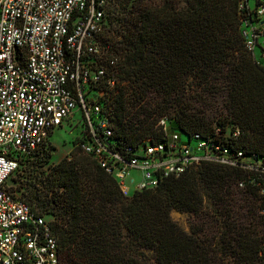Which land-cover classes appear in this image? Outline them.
I'll use <instances>...</instances> for the list:
<instances>
[{
	"label": "trees",
	"instance_id": "obj_1",
	"mask_svg": "<svg viewBox=\"0 0 264 264\" xmlns=\"http://www.w3.org/2000/svg\"><path fill=\"white\" fill-rule=\"evenodd\" d=\"M237 2L110 0L106 39L118 58L122 85L104 100V110L116 144L161 141L155 121L129 115L132 101L149 90L169 94L191 77L223 93L230 121L207 127L179 113L169 128L210 135L214 125H233L239 135L228 145L264 154V70L243 48ZM48 149L49 143L27 157ZM75 150L50 168L42 180L47 194L38 200V212L56 238L58 264H141L144 251L153 264H264L257 256L259 236L240 221L230 197L239 170L204 163L125 197L113 178ZM23 158L8 179L21 172ZM237 190L257 201L253 190ZM205 204L214 218L212 234L185 233L170 219L173 211L196 215Z\"/></svg>",
	"mask_w": 264,
	"mask_h": 264
},
{
	"label": "built area",
	"instance_id": "obj_2",
	"mask_svg": "<svg viewBox=\"0 0 264 264\" xmlns=\"http://www.w3.org/2000/svg\"><path fill=\"white\" fill-rule=\"evenodd\" d=\"M248 1L237 2L239 33L264 70V0H252V8ZM109 2L0 0V264H58L49 220L5 183L21 158L46 148L52 130L75 108L83 131L74 147L113 178L125 197L204 163L239 170L236 188L256 195L257 256L264 259V154L228 145L238 127L214 125L210 135L186 134L161 119V141L118 145L111 139L104 100L115 92L119 74L106 39Z\"/></svg>",
	"mask_w": 264,
	"mask_h": 264
},
{
	"label": "rangeland",
	"instance_id": "obj_3",
	"mask_svg": "<svg viewBox=\"0 0 264 264\" xmlns=\"http://www.w3.org/2000/svg\"><path fill=\"white\" fill-rule=\"evenodd\" d=\"M159 2V0H152ZM249 8L253 7V1H248ZM114 23V21H113ZM108 27H111L108 25ZM114 30V28H110ZM115 39H119L116 37ZM257 56V49L254 51ZM118 88L122 85L119 80ZM130 92V91H129ZM133 99L132 109L129 115L137 119H148L155 121L166 120L168 126L173 125L175 114L185 113L199 118L206 123L207 127L212 126L217 121H230L227 115L226 102L223 93L220 90L211 89L198 85L197 81L191 77L185 78L174 91L169 94L146 91ZM83 131L80 125V111L75 108L70 118L63 122L60 128L53 129L49 138V149L43 155L37 157L23 158L21 172H17L5 183L16 196L23 198L32 208L39 211L38 200L44 196L42 180H47L50 168L62 158H69L70 153H75L73 147L75 140ZM185 140V138H182ZM192 144V142H191ZM25 160V161H24ZM29 161V163H27ZM25 165V167H24ZM230 197L235 198L233 207L238 211L240 221H244V226L253 230L256 235L260 233V220L257 214V205L253 197L239 192L234 186H231ZM132 189L128 195L132 194ZM196 215L180 212H170V219L185 233L212 234L213 216L209 212L208 205ZM49 219V217H46ZM141 264H153V258L150 252L144 251L139 258Z\"/></svg>",
	"mask_w": 264,
	"mask_h": 264
}]
</instances>
